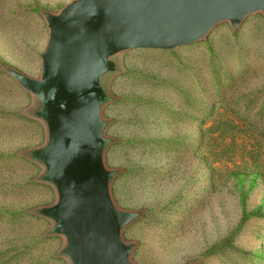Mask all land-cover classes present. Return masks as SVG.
Listing matches in <instances>:
<instances>
[{"label": "rangeland", "instance_id": "obj_1", "mask_svg": "<svg viewBox=\"0 0 264 264\" xmlns=\"http://www.w3.org/2000/svg\"><path fill=\"white\" fill-rule=\"evenodd\" d=\"M73 1L0 0V264H62L51 260L63 239L35 213L56 197L28 184L43 169L8 157L45 136L24 137L35 132L23 135L13 112L28 104L7 76L40 77L44 14ZM113 60L102 80L104 160L114 203L139 214L123 231L132 263L264 264V15L188 47Z\"/></svg>", "mask_w": 264, "mask_h": 264}, {"label": "water", "instance_id": "obj_2", "mask_svg": "<svg viewBox=\"0 0 264 264\" xmlns=\"http://www.w3.org/2000/svg\"><path fill=\"white\" fill-rule=\"evenodd\" d=\"M262 13L264 0H75L58 14L45 13L48 42L39 78L8 74L34 100L31 110L46 132L44 145L25 153L43 169L38 181L56 192L53 205L35 213L64 243L69 264H133L134 244L123 231L139 214L113 201L115 171L105 164L110 143L102 108V80L114 58L135 50L170 51L204 41L220 24L237 31Z\"/></svg>", "mask_w": 264, "mask_h": 264}, {"label": "crops", "instance_id": "obj_3", "mask_svg": "<svg viewBox=\"0 0 264 264\" xmlns=\"http://www.w3.org/2000/svg\"><path fill=\"white\" fill-rule=\"evenodd\" d=\"M7 77L9 79V81H8L9 84L10 85L12 84L11 85L12 86V90H14V91L16 90L17 92H19L20 95L24 96L26 101H27V104H28V106L26 108H23L22 110L20 109L17 112H13L14 113L13 114L14 115L13 118L19 119L23 125H25V126H27V128H29V129H27V131L25 133H23V135L27 134L28 132H30L31 134H32V132H35V133H33V135L31 137H29V135H25L24 137H26L28 140H32V139L36 138L35 140L38 141V139L39 140L41 139L40 134H41V130H42L43 134L45 136V140H46V132H45L43 124L41 122H39L38 120L34 119L33 116H32V113H31V110L34 107L33 97L27 91H25L9 74H8ZM37 136H38V138H37ZM42 145H44V144H42ZM42 145L39 146V143H37L36 146L24 147V150L20 151V153L18 152L16 154H9L8 157H10V158L11 157L18 158V159H20L22 162H24L26 164H28V163L34 164L36 169H37V168H39V165L36 164L35 162L29 160L26 157L25 153L27 151L32 150V149L39 148ZM40 175H41V173L36 177L37 180H35V181L33 180L32 182L30 181V183H28V184L30 186L39 185L42 188L52 189L53 190V194L56 197V192H55V190H54V188L52 186L38 181V177H40ZM42 207H48V206H42ZM42 207H40V208H42ZM37 218H40V217H37ZM42 221L46 222L48 220L42 218ZM57 239H59V238H57ZM51 261L52 262H61L63 264L62 261L66 262V259H64L63 257H60V256H57V257L55 256V257H53V260H51Z\"/></svg>", "mask_w": 264, "mask_h": 264}, {"label": "trees", "instance_id": "obj_4", "mask_svg": "<svg viewBox=\"0 0 264 264\" xmlns=\"http://www.w3.org/2000/svg\"><path fill=\"white\" fill-rule=\"evenodd\" d=\"M28 165H29L30 167H34V168H35V165H34V164H30V163H28ZM34 218L40 220V218H36V217H34Z\"/></svg>", "mask_w": 264, "mask_h": 264}]
</instances>
